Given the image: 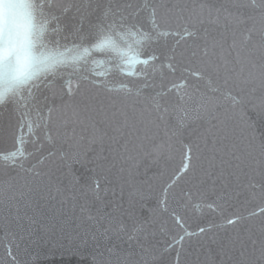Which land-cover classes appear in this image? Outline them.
<instances>
[{"label":"snow or ice","instance_id":"6c2138e0","mask_svg":"<svg viewBox=\"0 0 264 264\" xmlns=\"http://www.w3.org/2000/svg\"><path fill=\"white\" fill-rule=\"evenodd\" d=\"M0 131L13 141L0 150L12 264L21 203L38 214L40 200L75 207L88 193L81 242L58 255L25 246V264H97L89 245L102 264H189L193 237L196 264H264V0H0ZM85 139L109 142L127 165L119 179L103 148L41 154L42 141ZM177 142L179 168L140 180ZM205 209L221 222L189 231Z\"/></svg>","mask_w":264,"mask_h":264},{"label":"water","instance_id":"95a60500","mask_svg":"<svg viewBox=\"0 0 264 264\" xmlns=\"http://www.w3.org/2000/svg\"><path fill=\"white\" fill-rule=\"evenodd\" d=\"M97 71H104V69L97 68ZM107 94L100 92V99L106 100ZM53 119H57L54 115ZM98 129L106 130L103 125H98ZM77 137L83 135L85 138L92 136V129L86 128L81 129L77 127L76 130ZM99 134V132L97 133ZM111 133L109 132V135ZM44 143V148L42 150V155H46L49 150L53 151H74L78 149H87L91 148L93 152H100L103 148V154L109 156V164L114 165L111 167V171L108 173L109 179L117 180L120 177V168L127 167L126 164L116 155L114 151H111L109 142L105 141L103 145L100 143H95L89 145L87 143V139L85 141L77 144L74 141H64V140H56L54 143H50L47 141H42ZM12 138L10 135L5 136L2 131H0V150L7 151L12 148ZM91 154V153H90ZM181 163V145L179 142L175 143L172 153L169 156H164L160 159L159 164L153 166L147 173V175H140V180H149L154 172L163 171L165 176L163 181H166L168 177L175 172ZM48 167H51L53 172L56 171L55 165L46 161L44 166V170H47ZM83 170H80L82 172ZM78 172V174H80ZM141 173H143V169H141ZM57 175L59 173H56ZM192 180L190 176H184L181 178V187H188V182ZM161 181V183H163ZM155 183V182H153ZM156 191L159 192V184L156 185ZM55 196V193L53 192ZM60 197L40 200L39 201V210L38 214L34 213L32 209H26L21 203L20 205V216L24 217L20 223L23 225L24 231L22 234L24 236L23 240H20L18 237L16 239V243L20 245V249L17 250L14 246L12 248V254L16 256V259L20 262V264H25V260L30 259L25 256L23 249L25 246L28 247L29 251L35 255L37 251H49L56 250L57 255L59 254V246L64 245L65 247H75L78 245L80 241L81 235L91 230V223L87 220L85 215H82L79 210V205L84 203L86 199H92L91 193H88L87 196H79L76 202V206L73 207L71 202H65L63 204L60 203ZM230 209H226V214H230ZM32 216L36 214V218L38 223L29 226V222L27 216ZM16 215V210L12 209L11 214H9L8 210L4 207H0V264H12L11 257L8 255L6 251V246L11 239L10 236L6 235L8 231L5 228V217H8L7 223L11 225L13 229H15V221L12 219ZM166 220L169 227H173V223L171 218L167 216V214L161 217V221L153 226V229L157 231L158 236L157 239H164L159 235L160 231V223ZM259 218H255V222H258ZM221 218L216 213H209L206 209L204 210L203 215L199 211H192L189 213L188 219V230L191 232H196L199 227L205 226L208 223H220ZM199 237H193L191 239L190 245L187 246V257L189 264H196L197 257V249L199 248ZM153 243L156 241L153 240ZM89 251L93 252V254L97 257V264H102L103 260L106 259L105 256H100L98 253H95V250L89 245ZM102 251V250H101ZM201 255V259L202 254ZM172 257H166V259H171ZM185 257H181V264H183ZM38 264H47V262L41 257Z\"/></svg>","mask_w":264,"mask_h":264}]
</instances>
